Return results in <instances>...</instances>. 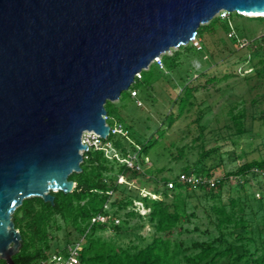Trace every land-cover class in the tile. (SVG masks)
I'll list each match as a JSON object with an SVG mask.
<instances>
[{"label":"water","instance_id":"95a60500","mask_svg":"<svg viewBox=\"0 0 264 264\" xmlns=\"http://www.w3.org/2000/svg\"><path fill=\"white\" fill-rule=\"evenodd\" d=\"M221 11L264 18V0H0L1 260L22 248L24 200L74 191L83 134H111L106 103Z\"/></svg>","mask_w":264,"mask_h":264},{"label":"trees","instance_id":"16d2710c","mask_svg":"<svg viewBox=\"0 0 264 264\" xmlns=\"http://www.w3.org/2000/svg\"><path fill=\"white\" fill-rule=\"evenodd\" d=\"M230 17L231 13L226 17H215L208 25L199 28V37L203 38L206 32H213L215 26L222 22L231 27ZM227 36L236 39L234 31L227 32ZM190 44L182 46L171 57L164 56L163 63L167 64L169 59H175L174 64L171 63L172 67L178 65L177 57L182 52L190 49H195L196 52L205 50L204 46L203 49L197 50L193 44ZM243 45L241 41L239 48L243 49ZM249 46L252 48L251 52L246 56L236 57L238 61L235 63L244 65V71L250 70L249 75L245 77L246 81L251 80L255 75L260 78L264 76V37L258 45L252 43L246 45ZM221 52L228 56L234 55V52L223 47ZM158 67L162 70V67L159 65ZM152 69L153 66L141 73V77H136V85L129 90L131 97L133 92L138 94L137 85L147 79V74ZM210 74L200 71L197 78H204V83L201 84L196 79L197 83L183 85L175 101V104L179 103V111L170 113L173 117L169 121L168 128L173 127L186 113L194 109L198 102L197 93L209 91L211 87L235 76L234 73H225L222 77ZM204 102L202 99L199 105ZM261 102L254 99L252 107L255 108ZM111 106L110 102L106 103L107 122L112 119ZM260 113V116L256 111L249 114L245 101L229 103L230 124L224 126L228 131L227 136L222 135L219 130L215 141L218 143L228 138L232 147H237L240 144L239 140L251 136V130L247 127L249 115L253 121L261 120L264 125V110ZM205 115L206 112L201 110L197 118L191 122L198 131L197 137L193 140L194 148L191 149H197L195 145L200 142L195 162L187 164L176 176L160 178L157 184L160 183L162 189L148 191L146 196L142 194L144 187L135 189L130 187L129 183L138 180L145 183L148 178L158 179L164 172V169L148 168L149 153L157 141L150 140L144 145L138 143L134 145L136 151L133 153L138 154L141 171L130 169L117 159L108 158L104 150L90 148L89 151L84 152L82 171L71 174L69 178L76 183L72 193H53L54 205L40 197L29 198L24 200L22 206L15 211L13 221L23 238L21 250L13 257L15 264H38L47 259L49 254L54 253L53 232L63 230L66 233L65 247L57 250L62 251L67 246L83 240V250L80 254L82 264H264V215L260 216L253 211L250 215L247 213V201H250L248 195L242 204L240 196L229 197L228 204L222 197L223 190L228 185L229 189L246 191L250 175L264 176V155L260 159L245 162L236 170L229 171L221 177H215L216 172L225 166L229 149L220 144L209 147L210 142L205 136L206 127L202 126ZM118 126L122 127L120 124ZM126 130L130 137V130L128 128ZM165 133L166 130L162 132L163 135ZM114 135L118 134H112L105 142L112 143L120 156L126 158L131 151ZM129 137L124 138L130 141ZM133 143L130 142V145ZM262 148L264 149V144ZM186 150L187 147L182 146L177 148L176 155L174 153L171 155L173 159L182 161L186 159ZM244 156L245 152L237 159H242ZM182 174L194 176L196 182H181ZM120 176H124L127 183H118ZM212 180L214 186L211 185ZM169 182L175 183L173 189H169ZM153 195L162 199L153 198ZM136 202L142 203L149 213L141 215L136 209ZM203 202L212 204L206 207ZM106 204H109L108 209H105ZM190 206L193 208L191 213ZM200 210L207 220L206 223L200 222L201 218L198 216ZM122 211L126 212L124 223L120 217ZM99 214L106 215L109 218L108 222L92 224V219ZM135 216L147 219L153 228V233L144 246L133 243L127 246L118 245L114 241L105 240L99 234L111 228L115 232H120L123 229L122 224L125 226L128 220ZM258 216L260 220L257 223V219H254ZM116 219L120 220L119 224L115 223ZM193 219L198 221L193 232L198 233L199 237L188 243L182 237L185 233L191 232L187 225L192 224ZM0 264L7 263L0 259Z\"/></svg>","mask_w":264,"mask_h":264},{"label":"rangeland","instance_id":"374dc122","mask_svg":"<svg viewBox=\"0 0 264 264\" xmlns=\"http://www.w3.org/2000/svg\"><path fill=\"white\" fill-rule=\"evenodd\" d=\"M220 13L217 16H220ZM230 23L231 27L223 22L222 24H217L213 32H206L203 38H200L197 34V38L191 44L197 50L203 49L202 47L204 46L205 50L203 52H196L195 49H190L182 52L177 57L179 58L178 65L171 67V63L174 64L173 61L175 59H169L167 64H164L163 57H171L182 46L174 47L169 52L158 57L160 61L153 62L150 65L149 68L153 66V69L147 74V79L137 85L138 94L136 96L133 95L131 97L129 89L122 93L119 100L115 102L108 101L112 104L110 108L112 119L107 124L111 127L120 124L125 131H127L126 128L130 130V137V134L127 133L130 141L125 139L121 134L114 135V137L120 139L123 145L129 148L131 153L136 151L134 148L136 143L144 145L150 140L153 142L157 141L149 153L148 168L156 170L164 169V172L159 175L158 179L148 178L145 183L141 180L129 183L130 187L135 189L144 187L145 189L142 190L143 195L148 191H154L156 188L162 189L161 184H157L160 178L176 176L181 173L187 164L195 162L200 142L195 145L197 149H191L194 148L193 140L198 134V131L191 122L197 118L201 110L206 112L202 126L206 127L205 136L210 142L209 147L220 144L229 149V154L226 156L227 162L223 168L216 172L215 177H221L229 171H234L247 161L263 157L264 125L261 120L253 121L250 115L247 121V127L251 130L250 138L247 137L239 140L240 144L234 148L228 138L220 140L218 143L216 142V135L219 130L222 135L227 136L228 131L224 126L230 124L228 116L229 103L245 101L249 114L256 111L259 113L258 116L261 115L260 111L264 110V76L260 78L255 75L251 80L246 81L245 77L249 75L250 70L244 71V65L235 64L238 61L236 57L246 56L251 52L252 48L251 46L246 47L247 44L258 45L261 38L264 37V18L251 19L234 12L231 13ZM208 24H202L200 27ZM229 31H234L236 39L228 38L227 32ZM241 41L244 43L243 49L239 48ZM222 47L231 50L234 52V55H225V53L221 52ZM156 63L162 67V70L159 69ZM200 71H206L207 73H211L210 75L218 77H222L225 73H234L235 76L215 87H211L209 91L197 93L198 102L194 109L186 113L173 127L168 128L169 121L173 117V114L170 113L172 111L174 113L179 111V103L175 104V101L177 100V95L181 93L183 85L197 83V80L201 84L204 83V78H197ZM135 83L136 80L130 88L135 86ZM202 99L205 102L200 106L199 103H201ZM254 99L262 101L255 108L252 107ZM164 130H166L165 135L162 134ZM130 142H134L133 145H130ZM248 143H251V145H248ZM182 146L187 147L185 151L186 159L177 161L173 159L171 154L174 153L176 155L178 153L177 148ZM244 152L245 156L242 159H237ZM248 178L249 182L246 185V191L229 189V185L224 188L223 201L228 204L229 197L240 196V203L242 204L246 201L248 195L250 201H247V213L250 215V212L253 211V213H259L262 216L264 215V176L255 174L250 175ZM157 198L162 199L160 196ZM203 204L207 207L212 203L203 202ZM135 206L141 215L149 213V210L145 209L142 204H137L136 202ZM190 207L189 212L191 213L193 208L192 206ZM124 213L126 212L122 211L120 216L122 223L126 222ZM198 216L201 218L200 222L206 223L207 220L202 210L198 211ZM254 220L258 223L260 217H255ZM197 223V219H193V223L187 225L191 232L185 233L182 239L187 240L189 243L199 237L198 233L193 232V228ZM123 225V229L120 232H115L111 228L99 234L105 240L114 241L118 245L127 246L133 243L144 246L153 233V228L147 222V219H142L138 216L130 218L127 224ZM202 228L204 227L202 226ZM53 233L55 240L52 242V247L53 252H56L65 247L66 233L64 230Z\"/></svg>","mask_w":264,"mask_h":264},{"label":"built area","instance_id":"2783aa9c","mask_svg":"<svg viewBox=\"0 0 264 264\" xmlns=\"http://www.w3.org/2000/svg\"><path fill=\"white\" fill-rule=\"evenodd\" d=\"M221 12H222L220 13L221 17L228 16L229 12H226V11H221ZM158 59L159 58H157L156 60ZM137 77H141V74H139ZM132 95L136 96L137 94L134 92V94ZM105 118L107 121V116ZM127 133L128 132L125 131L121 126H116L114 128L111 127L110 136L112 134H121L122 136L128 138ZM109 137L102 138L100 135H98L95 132H85L82 137V143L85 145H88L89 149L94 148L96 150H104L108 158L117 159L120 163L125 164L128 168L141 171L142 167L138 163V154L129 153L126 158H123L122 156H120L118 151L113 147L112 143L105 142ZM180 181L194 183L196 182V179L194 176H187V175L182 174L180 176ZM118 183L120 184L127 183L125 180V177L120 176L118 179ZM211 185L214 186L213 180L211 181ZM168 187L169 189H173L175 187V183L169 182ZM146 195L147 193L144 194V196ZM152 197L155 198L156 196L153 195ZM137 204H142V203L137 202ZM108 208H109V204H106L105 209H108ZM108 219L109 218L106 215L99 214L92 219V224L107 223ZM115 223L119 224L120 220L116 219ZM82 250H83V240L67 246V248L62 251H57V252L49 254L47 259L40 261L38 264H82L81 259H80V254Z\"/></svg>","mask_w":264,"mask_h":264},{"label":"clouds","instance_id":"9594fccd","mask_svg":"<svg viewBox=\"0 0 264 264\" xmlns=\"http://www.w3.org/2000/svg\"><path fill=\"white\" fill-rule=\"evenodd\" d=\"M156 61L158 62V61H160V60H159V59H158V60H156V59H155V61H154V62H156Z\"/></svg>","mask_w":264,"mask_h":264}]
</instances>
